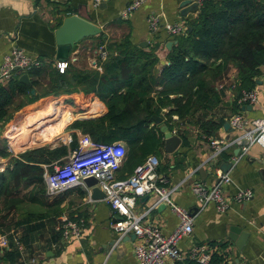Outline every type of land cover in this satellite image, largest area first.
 <instances>
[{
  "label": "crops",
  "instance_id": "1",
  "mask_svg": "<svg viewBox=\"0 0 264 264\" xmlns=\"http://www.w3.org/2000/svg\"><path fill=\"white\" fill-rule=\"evenodd\" d=\"M128 1L106 0L93 6L91 0H0V62L2 56L10 47L15 46L13 43H16L26 53L36 57L41 64H50L51 67L50 69L45 67L39 75L43 76L41 81L44 86H49L50 91L46 90L43 93L39 91L41 81L38 76L37 83L31 87L26 96L16 94L12 97L6 109V116L0 119L1 142L8 139L7 143L12 148L11 152L0 149L9 153L5 157L0 156V159H4L3 164H7L10 157L18 158L17 154L25 151L38 148L51 150L57 147L53 146V143L48 144L49 138L45 139V136L52 133L60 123L66 124L72 114L73 118L64 126L62 129L64 131L60 132L66 135V140H62L61 145H64L68 152L70 148L67 137L76 140L77 135L81 133L79 129L70 127L69 124L76 120L98 118L106 111L102 100L93 93H85L80 86L76 87L78 91L76 97L65 100L66 96L62 95V90L56 87V80L52 78L56 74L53 69V64L56 62L53 58L55 50L53 31L65 16L77 15L99 28L98 34L82 38L69 49L67 57L69 66L101 72V67L94 62L98 58L96 53L98 47L96 44L91 46L90 43L105 38L110 40L109 44L112 45L127 39L131 44L144 49L156 45L154 54L157 63L154 69L158 73L161 66L167 63L168 51L175 42L176 36L168 37L161 27L150 34L145 17L149 13L158 14L160 25L179 23L187 27L188 20L196 15L194 12H183L181 3L185 0H144L128 14L126 19L118 18L119 10ZM15 33L18 34V38L13 41L11 36ZM167 41L172 42L169 49L165 47ZM104 50L106 51V48ZM84 58L89 64L82 60ZM66 67L68 69V66ZM257 69L258 72L251 78L252 85L248 87V90L255 93L256 102L236 103L243 89L236 77L235 67L229 66L219 77L209 82L212 91L209 94L212 101L209 107L193 110L185 120H182L183 122L178 121L175 115H171L168 129L179 139L171 152L164 150L163 136L158 130V124L151 122L149 125H156L158 130L156 136L159 139V146L149 155L157 160V170L166 178L163 187H174L169 198L174 204L185 208L193 215L191 232L178 241L177 245L181 251H186L195 245L214 242L219 246L220 243L225 242L228 262L264 264V147L253 143L242 155L236 156V160L230 166H225L230 163L234 152L238 150L239 142L244 138L243 134L251 129V127L243 130L232 129L229 125H224L227 118L237 112L248 120H264V62L259 64ZM15 73L18 74L17 71ZM166 109H161V116H158L161 119L160 123L164 125H166L165 118L162 114ZM31 114L33 116H30ZM66 115L67 119H64L63 116ZM152 116L154 115H151V118ZM56 118L55 124H47V121ZM176 122L177 127L174 125ZM206 122H211L215 126L210 127L205 124ZM38 123L44 124V129L43 132L38 129L36 139H41L43 142L34 146L19 147L21 144L14 136L18 134L20 127V132L27 124L37 130ZM211 140L222 142L223 148L221 147L222 149L215 155L212 153ZM123 144L127 151L126 143ZM18 149L21 150L15 152ZM29 156L35 157L32 153ZM35 159L20 160L29 165L40 166L43 172L55 160L49 157L47 161H34ZM217 170H226L229 175L230 180L223 185L226 197L245 188L251 191V197L241 204L232 203L225 212H217L211 203L198 210L190 184L195 181L205 186L212 185L216 181ZM129 174L130 168L124 156L115 177L125 178ZM40 185L42 193L34 194L37 188L33 184L28 187L35 198L28 201L31 206L28 211L44 217L41 226L28 234L26 245H22V251L17 252V256L12 261L2 259L0 264H24L30 257L35 258V264H136L131 249L134 238L131 233L118 238V234L111 229L112 212L103 198L90 199L88 189L83 184L54 195L46 193L43 179ZM155 199L156 196L152 193L139 196L135 200L133 213L139 216L142 222L152 223L158 226L162 233L168 234L175 227L177 218L166 205L161 207L160 203L152 207ZM10 214L11 212L8 215ZM62 216L82 218L83 224L77 238L64 239L53 231V225ZM231 226L240 231L236 235L237 238L245 234L237 257L235 244L227 236ZM9 230L17 235L22 232V229L17 227ZM2 253L0 251V255ZM192 262L195 263L184 258L165 260L163 264H192Z\"/></svg>",
  "mask_w": 264,
  "mask_h": 264
},
{
  "label": "trees",
  "instance_id": "2",
  "mask_svg": "<svg viewBox=\"0 0 264 264\" xmlns=\"http://www.w3.org/2000/svg\"><path fill=\"white\" fill-rule=\"evenodd\" d=\"M187 26L190 29L186 27L185 33L175 38L168 51L167 63L161 66L158 73L154 69L157 63L154 54L156 45L144 49L131 44L127 39L110 44V53L106 50V58L98 63L101 72L81 70L69 66V63L68 69L64 68L62 73L53 68L57 75L52 78L56 80L59 90H66L68 85L80 86L85 93H93L102 100L106 108L102 116L76 120L72 122V127L96 142L126 143L124 156L130 173L159 146L157 126H149L153 122L151 115L161 116V109L167 108L162 116L167 128H170L168 121L171 115L182 121L193 110L210 106L212 101L209 94L212 91L209 82L219 77L229 66L235 67L241 89L248 90L252 85L251 78L258 72V65L264 62V0H205L196 15L188 20ZM98 45L101 43L98 42ZM40 65L27 71V83L20 82L19 74L14 71L5 84H0V119L6 116L12 97L16 94L26 96L44 68H51L50 64ZM123 68L128 70L122 73ZM66 124L60 123L49 134L56 136ZM205 124L215 126L211 122ZM29 130L34 129L27 124L19 134ZM68 146L70 149L76 147L73 137ZM30 153L35 157H30ZM66 153V147L59 145L51 150L38 148L20 153L18 158L11 157V166L0 172V197H4L2 204L7 202L5 192L10 189L13 180L25 188L32 184L36 186L34 194L43 192L40 185L43 179L42 168L23 163L20 159L47 161L48 157L58 159ZM8 154L0 150L1 157ZM46 170H50V167ZM16 190L12 191V197L17 194ZM28 193L27 201L30 202L35 198L33 192L28 190ZM7 217L0 224L3 228L0 233H7L10 228H21L18 241L22 245H26L28 234L40 227L44 219L33 211H26L11 222ZM219 246L224 247L225 242ZM16 256L17 251L10 242L0 255V261H12ZM222 260L223 254L214 253L209 263L218 264Z\"/></svg>",
  "mask_w": 264,
  "mask_h": 264
},
{
  "label": "built area",
  "instance_id": "3",
  "mask_svg": "<svg viewBox=\"0 0 264 264\" xmlns=\"http://www.w3.org/2000/svg\"><path fill=\"white\" fill-rule=\"evenodd\" d=\"M106 0H91L96 6ZM144 0H129L118 13V18L126 19L128 14L135 10ZM205 0H189L195 4L197 13ZM158 14L149 13L145 17L148 32L153 34L158 28H163L168 37H177L185 33L186 26L179 23H165L160 25ZM14 44V43H13ZM15 45V44H14ZM96 53L100 61L105 59L106 51L98 46ZM66 62H54L53 67L62 73L67 66ZM41 63L36 57L29 55L21 48L15 46L2 56L0 62V84H5L14 72L26 74L27 71ZM27 75V74H26ZM256 102L255 93L252 90H243L236 99L237 104ZM51 116V115H50ZM228 125L235 130H243L251 127L243 134V140L239 142V154L230 159L233 163L236 156L242 155L249 145L257 143L264 147V120H248L240 113H233L227 118ZM67 137V141H70ZM77 145L70 149L65 155L51 162L50 170L43 172L42 178L47 194L54 195L68 188L82 184V180L93 177L97 180L98 188L104 194V201L108 204L113 220L110 222L111 229L118 234V238L124 234L131 233L134 239L131 243L132 254L136 264H163L165 260L190 259L196 264H210L211 255L223 254V260L218 264H233L228 262L227 247L216 244H201L189 247L181 251L178 241L187 236L192 230L193 215L188 210L178 206L169 198L174 189L163 187L166 183L164 175L157 170V160L148 155L136 165L132 172L125 178H116V170L120 167L126 148L122 141L101 143L92 140L87 134L80 133L76 138ZM213 155L217 154L223 147L221 140H211ZM222 147V148H221ZM230 180L227 172L216 171V181L205 186L193 181L190 190L195 197L198 210L207 204H212L217 212H225L232 203L241 204L251 197V191L247 188L239 189L234 194L226 197L223 185ZM146 193H152L156 199L152 205L160 203L168 206L169 210L176 216L177 223L168 234L161 232L158 226L142 222L140 217L133 213L135 200ZM83 220L81 217L62 216L53 225V231L64 239L77 238L80 234ZM12 243L17 252L22 251V244L18 241V235L9 230L0 233V251L6 250ZM34 257L26 259L24 264H35ZM237 264V263H234Z\"/></svg>",
  "mask_w": 264,
  "mask_h": 264
},
{
  "label": "water",
  "instance_id": "4",
  "mask_svg": "<svg viewBox=\"0 0 264 264\" xmlns=\"http://www.w3.org/2000/svg\"><path fill=\"white\" fill-rule=\"evenodd\" d=\"M182 10L193 12L196 10L195 4L189 3V0H185L181 3ZM189 26H187V30H189ZM99 28L92 24L90 21L83 19L77 15H68L65 16L60 25L54 29L53 31V40L55 44V50H54V59L57 62H66L69 49L77 43L79 40L85 37L94 36L98 34ZM18 38V34L15 33V35L11 36V39L14 41ZM171 41H167L165 43V47L167 49L170 48ZM16 45V43H14ZM17 46V45H16ZM18 47V46H17ZM14 71H18V69L14 68ZM18 80L23 83L28 82V78L26 74H21L18 77ZM153 122L155 124H158V130L162 133L163 136V144H164V150L166 152H171L175 146L178 144L179 139L173 135L170 130L167 128L166 125L161 124L160 117L158 116H152ZM224 125L228 126V123L226 122ZM238 153V150L234 152V155ZM232 163L225 164L227 167L230 166ZM222 172H226V170H221ZM82 184L86 189H88V194L90 199H100L104 197L103 192L98 188L97 186V180L93 177H87L82 180ZM162 204V203H161ZM164 206V204L161 205V207ZM238 228L231 226L229 228L228 238L234 242L236 252L235 256H238V251L241 249L243 244V238L245 237L243 235H240V237L237 238ZM240 232V231H239ZM133 236V234H132ZM134 238V236H133Z\"/></svg>",
  "mask_w": 264,
  "mask_h": 264
},
{
  "label": "rangeland",
  "instance_id": "5",
  "mask_svg": "<svg viewBox=\"0 0 264 264\" xmlns=\"http://www.w3.org/2000/svg\"><path fill=\"white\" fill-rule=\"evenodd\" d=\"M98 42L99 43H101V45H103L105 48H106V50L110 53V50H109V47H110V44H109V42H110V40H108V39H105V38H103L101 41L99 40H95V41H93V42H91L90 44H91V46H95V44H96V46H97V44H98ZM98 46H100V45H98ZM82 60H84L87 64H89L88 63V60L86 61V58H84V59H82ZM96 64H98L100 61L98 60V59H95V61H94ZM128 69L127 68H123L122 69V73H125L126 71H127ZM42 78H43V76H39V81H41L42 80ZM62 85H64V84H62ZM76 87L77 86H70V85H68L66 88V90H64V88H62L61 90H62V92H63V94L62 95H64V96H66L65 98V100H68V98H69V100H71V99H73V96H75L76 95V92H78L77 90H76ZM39 91L40 92H45L46 90H49V86L48 85H46V86H44L43 85V82L41 81V84H39ZM76 97V96H75ZM78 101V100H77ZM76 101V102H77ZM68 102V101H67ZM71 104V103H70ZM67 105V104H66ZM71 105H73V104H71ZM30 116H33V114H31ZM29 117V116H28ZM52 116H50V118H51ZM47 118V117H46ZM49 118V117H48ZM47 118V119H48ZM58 118V117H57ZM57 118L56 119H54L53 121H48V124H55V121L57 120ZM73 118V115L71 114V116H70V120ZM24 120H25V118H24ZM69 120V121H70ZM38 121V120H37ZM59 121V120H58ZM57 121V122H58ZM24 123V122H23ZM44 126V124L42 125V124H39L38 123V125H37V130H29L28 132H26L25 134H23V133H21V134H16L15 136H14V138H17V141H19L18 143H20L21 145H19V147H22V148H24L25 146H34L35 144H39V143H41V142H43V140H41V139H36V134L39 132V128L42 130V127ZM69 126L70 127H72V124H69ZM69 126H68V128L67 129H69ZM66 129V130H67ZM65 130V131H66ZM62 131H64V130H62ZM14 132H16V130H14ZM43 132V131H42ZM70 138H72V137H70ZM49 139H51V140H47L46 142L48 143V144H51V143H53V146H59V145H61V144H63L62 143V140L63 141H65L66 140V135H64L63 134V132L62 133H60L59 135H57V136H54V137H52L51 136V138H49ZM52 141V142H51ZM8 142V139L5 141V142H1V138H0V149H2V150H5V149H7V150H10V152H11V150H12V148L10 147L11 145L10 144H8L7 143ZM6 144V145H5ZM21 148V149H22ZM21 149H18V150H16L15 152H17V151H19V150H21ZM46 150H48V149H46ZM16 155V154H15ZM17 155H19V154H17ZM11 158V157H10ZM6 160V159H5ZM10 160V159H9ZM8 160V161H9ZM56 160V159H55ZM2 162H4V159H0V172L2 171V170H4L5 168H9L10 166H11V163H12V161L10 160L9 162H7V164L5 163V164H3ZM34 175H35V173H33ZM32 174V175H33ZM10 181H11V179H10ZM16 188H19L18 190H16ZM16 190L17 191V194L16 195H14V197H12L11 195V193H12V191L13 190ZM9 192H10V194H9ZM9 195V196H8ZM5 196H6V199H7V202L5 203V204H2L3 203V201L1 202V200H2V198H4L3 196L2 197H0V224L2 223V222H4L3 221V218L6 216V215H8L9 214V212H11V214H10V216L8 215V217H7V220L8 221H13V220H16L18 217H20V215L22 214V213H24V212H26V211H28L30 208H31V206L28 204V201H27V199L29 198V193H28V187H23V186H21V185H18V184H16L15 183V181L13 180L12 182H11V187H10V189L8 190V191H6L5 192ZM8 196V197H7ZM16 197V198H15ZM16 199H19V200H16ZM4 214H5V216H4ZM7 222V221H6ZM5 222V223H6ZM5 223H3V224H5ZM3 228H2V226L0 227V230H2Z\"/></svg>",
  "mask_w": 264,
  "mask_h": 264
},
{
  "label": "bare ground",
  "instance_id": "6",
  "mask_svg": "<svg viewBox=\"0 0 264 264\" xmlns=\"http://www.w3.org/2000/svg\"><path fill=\"white\" fill-rule=\"evenodd\" d=\"M63 118H64V119H67V116H66V117H65V116H63ZM47 124H48V121H47ZM42 129H44V126L42 127ZM41 131H42V130H41ZM51 136H52V135H51V134H49V135L47 136V138H51Z\"/></svg>",
  "mask_w": 264,
  "mask_h": 264
}]
</instances>
